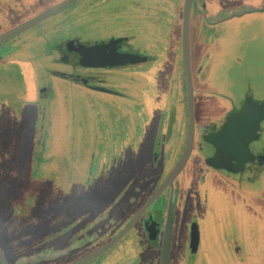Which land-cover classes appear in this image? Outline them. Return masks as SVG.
<instances>
[{
  "label": "flooded vegetation",
  "instance_id": "1",
  "mask_svg": "<svg viewBox=\"0 0 264 264\" xmlns=\"http://www.w3.org/2000/svg\"><path fill=\"white\" fill-rule=\"evenodd\" d=\"M61 1L0 0V34L39 16L0 41V238L21 245L10 260L0 246V264H160L163 251L165 264H264V78L227 83L211 67L223 24L264 13V0L238 11L208 0L53 8ZM31 38L43 51L11 60ZM69 88L84 106L75 117ZM54 94L61 116L48 135L45 103ZM15 127L30 142L23 168L7 153ZM154 165L161 169L146 190L143 171ZM227 196L241 237L230 221L208 242L202 213L227 209Z\"/></svg>",
  "mask_w": 264,
  "mask_h": 264
},
{
  "label": "rangeland",
  "instance_id": "2",
  "mask_svg": "<svg viewBox=\"0 0 264 264\" xmlns=\"http://www.w3.org/2000/svg\"><path fill=\"white\" fill-rule=\"evenodd\" d=\"M263 0H208L210 7H215L217 5H225L229 3L234 7V11H238L244 5L257 4ZM223 29L226 33V37L217 42V45L214 50H212V65L215 74L223 77L222 81L227 83H241L245 78L251 80H257L259 78H264V13H250L245 14L239 17H234L228 22L223 24ZM83 31H81L82 33ZM29 37V36H28ZM54 36L51 34L47 37L54 39ZM38 38H31L24 46L21 47L20 51L11 57V60L23 61L28 55H31L34 52H42L44 47L42 42L37 40ZM49 39V40H50ZM56 39V38H55ZM208 49V48H207ZM247 53H253L254 55H248ZM28 58V57H27ZM29 59V58H28ZM239 60V61H237ZM42 61L40 59L34 60L30 67H33L37 72L42 67ZM26 72L27 67L23 65L22 67ZM215 68V69H214ZM13 70V69H11ZM10 76L14 74L7 70ZM7 75V74H6ZM9 77V76H8ZM2 83V79H0ZM69 109H71L72 116H76L75 111H78L80 106L83 108L81 93L78 89L69 88ZM60 106L59 99L54 94L50 99L45 103V113L46 119L48 121L47 131L48 135L50 133V125L52 123H59L60 121ZM194 113L195 116H198L200 113V108H198L197 103H194ZM183 110L180 108V103L176 102L175 116H179L182 122L184 117ZM13 129V128H12ZM11 134L16 136L10 143V148L8 149V155L10 160H18V162H13L11 165H18L19 168H23L25 164L28 163V149L30 147V142L25 139L26 134H20L18 128L15 127ZM30 150V149H29ZM28 151V152H27ZM145 147L141 150V154L144 153ZM12 154H15L13 157ZM152 158V154L149 157ZM160 163H158L159 165ZM154 165L152 169H147L143 171L145 184L144 188L148 190L151 184L154 183V179L158 176L160 166ZM17 168V167H16ZM0 194V198H1ZM228 200H220L222 205H226V208L218 211L213 208H207V211L201 212L204 215V229L203 233L207 236L208 242H213V240H220V235L218 236L219 226H224L226 222L231 221V226L236 228L234 234L238 237H241L240 233L243 229V226L239 228V218L238 216H231L230 211L231 207L230 202H233L230 196H227ZM212 205H215L214 202H210ZM207 222V224H206ZM231 230V229H230ZM1 231V229H0ZM0 246L2 247L5 256L7 259L15 258L12 257V250L19 249L21 247L19 240L6 238H0ZM18 258V257H17ZM16 258V259H17ZM13 260V259H12ZM14 261V260H13ZM56 261V260H54ZM48 261V263L40 262L38 264H57V262ZM16 262V261H15Z\"/></svg>",
  "mask_w": 264,
  "mask_h": 264
},
{
  "label": "water",
  "instance_id": "3",
  "mask_svg": "<svg viewBox=\"0 0 264 264\" xmlns=\"http://www.w3.org/2000/svg\"><path fill=\"white\" fill-rule=\"evenodd\" d=\"M69 0H63L61 1L60 3H58L57 5L53 6V8H57V7H60L61 5L65 4L66 2H68ZM187 1L188 0H184V6L186 5L187 8H188V4H187ZM187 8L185 9L184 8V13H183V18H182V47H183V58H184V61H185V65L187 64V60H188V52H187V41H186V28H187ZM46 12H49V10H46L44 13ZM39 16H35L33 18H30L24 22H22L21 24H18L16 25L15 27L13 28H10L8 31L0 34V41L2 40H5L9 37H11L12 35L18 33L19 31H21L22 29L28 27L29 25H31L32 23H34L37 19H38ZM187 66V65H186ZM186 83H187V90H188V100L190 101V89H189V78H188V75L186 74ZM243 112V110H242ZM237 115V114H236ZM233 117V116H232ZM229 125V124H228ZM227 125V126H228ZM227 126H225L227 128ZM224 128V129H226ZM191 129H192V114H191V109H190V102H189V132H191ZM190 139V137H189ZM188 147H189V141H188V144L186 146V149L180 159V161H178L176 163V165L171 169V171L169 172V174L167 175V177L164 179V181L166 180H170L175 174L176 172L178 171V168L182 165V162H183V159L185 157V155L187 154V151H188ZM163 184V183H162ZM161 184V185H162ZM160 185V186H161ZM154 197V195L148 200V202L145 204L147 205L149 203V201ZM136 217V216H135ZM134 217V219H135ZM133 219V220H134ZM125 227L128 228V226L132 223V221ZM117 238V237H116ZM116 238H114L112 241H110L107 245L113 243ZM106 247V246H105ZM104 247L101 249L103 250ZM101 250H98V252H100ZM97 252V253H98ZM88 258L84 259L82 262L86 261ZM160 264H165V255H164V251L163 253L161 254V260H160Z\"/></svg>",
  "mask_w": 264,
  "mask_h": 264
}]
</instances>
